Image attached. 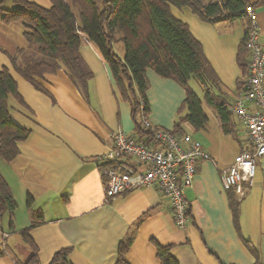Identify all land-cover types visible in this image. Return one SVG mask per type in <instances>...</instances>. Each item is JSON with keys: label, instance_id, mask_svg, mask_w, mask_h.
Here are the masks:
<instances>
[{"label": "crops", "instance_id": "0c3cea01", "mask_svg": "<svg viewBox=\"0 0 264 264\" xmlns=\"http://www.w3.org/2000/svg\"><path fill=\"white\" fill-rule=\"evenodd\" d=\"M28 1L45 9L52 7L51 0ZM249 1L252 5L259 0ZM254 9L264 43V5ZM171 12L201 43L221 84L217 94L224 95L230 106L243 80L237 55L244 38V22L211 24L190 9L175 6H171ZM4 42L5 46L0 45V69H9L21 98L8 97L10 115L14 123L31 133L19 143L21 154L16 160L7 163L0 157V174L18 204L12 218L6 214L0 219V247L4 250L0 264H24L29 259L31 250L21 232L34 222L38 225L31 234L39 246L40 264H49L54 254L63 249H70L73 264H116L122 242H130L124 255L127 264H162L157 245L169 248L179 264H264L262 160L258 161L254 185L239 201L235 192L223 190L220 180V172L234 161H219L215 149L198 140L211 159L199 163L194 184L186 190L190 222L185 229L176 226L170 202L157 187L110 199L100 174L99 158L112 149V134H134L135 122L132 108L123 100L108 65L85 40L80 55L93 75L87 96L65 68L36 78L45 90L42 92L12 66L10 56L25 48L13 43L9 36ZM147 77L148 118L154 125L173 131L186 92L174 80L152 70L147 71ZM184 130L190 135L194 131ZM242 134L244 138L238 137L239 154L248 147L243 127ZM230 195L240 202L239 229ZM29 197L33 199L31 208L27 205ZM38 212L41 216H36Z\"/></svg>", "mask_w": 264, "mask_h": 264}, {"label": "trees", "instance_id": "16d2710c", "mask_svg": "<svg viewBox=\"0 0 264 264\" xmlns=\"http://www.w3.org/2000/svg\"><path fill=\"white\" fill-rule=\"evenodd\" d=\"M8 1L16 5L15 10L4 8ZM51 3L52 7L45 9L28 0H0V10L4 13L2 22H21L24 37L30 44L27 49H20L17 55L10 56L12 66L36 89L45 92L36 78L65 68L70 79L87 96L93 75L80 55V46L87 40L110 68L123 100L130 104L137 138L145 137L139 121L141 114L150 111L147 71L152 70L162 78L174 80L186 92L178 116L184 110L188 114L175 123V134H186L184 124H189L194 131H201L209 122L203 110V101L191 87L195 82L203 89L205 102L215 108L223 132L240 143L230 123V106L226 104L224 95L217 94L221 92V84L201 43L194 38L188 26L172 14L171 6L188 8L201 20L211 24L225 20L244 22V38L237 55V63L243 71L239 88L243 91L249 67L247 40L252 28L246 14L247 6L251 5L249 0H51ZM258 5H264V0L252 4V7ZM118 34L121 37H117ZM118 42L125 45L124 58L115 52L114 44ZM9 96L21 100L16 81L9 69L4 67L0 69V157L12 163L21 154L19 143L27 140L31 132L13 122ZM32 203L33 199L29 197V208ZM230 205L239 229L240 202L234 195H230ZM17 207L10 186L0 174V219L6 214L12 218ZM36 216H41V213L38 212ZM10 225L13 228L12 220ZM37 225L34 222L21 232L23 242L31 250L24 264H40L39 246L31 234ZM129 246L130 242L121 243L116 264H127L124 255ZM157 251L162 264H179L169 248L157 245ZM3 254L4 250L0 247V257ZM69 254L70 249L60 250L49 264H73Z\"/></svg>", "mask_w": 264, "mask_h": 264}, {"label": "built area", "instance_id": "2783aa9c", "mask_svg": "<svg viewBox=\"0 0 264 264\" xmlns=\"http://www.w3.org/2000/svg\"><path fill=\"white\" fill-rule=\"evenodd\" d=\"M246 14L252 25L247 40L248 74L245 90L239 92L229 112L245 130L248 147L220 172L223 190L235 192L239 201L254 185L258 161L264 158V43L252 5ZM139 124L143 139L117 131L112 134V149L99 158L106 196L111 199L157 187L170 202L176 226L185 229L190 222L186 190L194 184L199 163L211 156L192 135L179 136L158 127L147 114H141Z\"/></svg>", "mask_w": 264, "mask_h": 264}, {"label": "rangeland", "instance_id": "374dc122", "mask_svg": "<svg viewBox=\"0 0 264 264\" xmlns=\"http://www.w3.org/2000/svg\"><path fill=\"white\" fill-rule=\"evenodd\" d=\"M4 8L7 10H15L16 5L11 1H8L6 4H4ZM74 12L78 14V10L76 8H74ZM3 14L4 13L0 10V40L2 41L0 42V45L5 46L6 42L4 41L6 39L8 40V36H9L10 40L13 41V43L18 44L20 47H24L25 49H27L30 46V44L23 35L24 30L22 27V23L14 22L4 25L1 22V18L3 17ZM117 37H121V34H118ZM114 48H115V52L121 58H124L125 55L124 43L123 42L115 43ZM28 51L30 52V50ZM191 87L198 95V97L203 101V110L209 117V122L206 128L201 131H191V126L189 124L188 125L184 124L183 125L184 128L186 130H190L192 136L194 135L197 140H200L204 143H208L210 147L214 148L216 151L213 149L212 150L219 161L223 163L234 161L235 156L239 154L238 141L232 135H227L223 132V130L220 127L221 121L217 116L215 108L208 105L204 100L203 89L200 86H198V84L195 82L194 83L192 82ZM225 102L226 104H229L228 100H225ZM187 114H188L187 110H184L181 116H178V112H177V119L175 123H177L182 117H184ZM230 123L233 126L235 125L237 137L244 138V134H242V127L239 124L238 119L231 115ZM262 161L264 164V158L262 159ZM257 167L259 168V165H257Z\"/></svg>", "mask_w": 264, "mask_h": 264}]
</instances>
